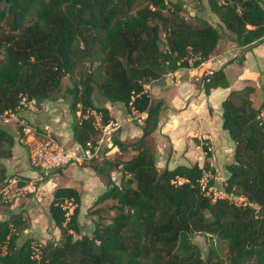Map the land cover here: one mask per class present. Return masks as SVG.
<instances>
[{
  "label": "trees",
  "instance_id": "obj_1",
  "mask_svg": "<svg viewBox=\"0 0 264 264\" xmlns=\"http://www.w3.org/2000/svg\"><path fill=\"white\" fill-rule=\"evenodd\" d=\"M137 1L0 0V115L16 110L24 98L38 106L49 100L87 54L105 69L98 88L110 103L123 104L129 115L131 107L147 113L138 141L126 145L113 140L120 150L134 147L137 154L119 164L120 182L109 180L98 199L114 202L111 222L96 227L92 236L82 234L81 193L58 188L49 215L62 241L42 246L40 264H264V102L255 108L245 95L235 102L237 92L223 102V129L236 146L227 166V197L212 195L213 179L203 183L207 165L159 170L156 152L146 141L158 128L164 107L149 96L146 85L178 68L209 61L224 29L238 47L263 43L264 2L206 0L222 23L214 26L185 20L181 6L165 15L167 0H143L146 5L134 13ZM95 83L88 74L69 90L71 113H81L72 125L79 144L99 135L88 111L101 114L104 125L113 120L108 107L95 105ZM202 84L206 94L229 87L223 70L204 76ZM15 139L0 126V147L7 151L0 158L11 156ZM103 167L95 170L103 172ZM236 198L247 202L237 204ZM20 225V219L0 220V264H37L31 242L18 244ZM195 234L225 243L228 259L204 258L192 242Z\"/></svg>",
  "mask_w": 264,
  "mask_h": 264
},
{
  "label": "rangeland",
  "instance_id": "obj_2",
  "mask_svg": "<svg viewBox=\"0 0 264 264\" xmlns=\"http://www.w3.org/2000/svg\"><path fill=\"white\" fill-rule=\"evenodd\" d=\"M167 2V10L164 12V14L167 16L177 12L181 6L180 16L189 22L195 23L196 25H200L204 21L198 19L197 11H201L205 18L212 19L211 15L209 16V12L205 13L204 11V9L208 7L206 0H167ZM2 5L4 6L5 4L2 3ZM145 5L146 3L143 0H138L134 8V13L137 9L144 7ZM194 10H196L194 14L195 16H193ZM30 22L31 21L29 19L27 24ZM161 37L163 40H165V33L163 31L161 32ZM222 50L225 51V46ZM97 52L98 49L96 47L94 48L93 53L96 54ZM3 58L4 51L2 50L0 52V62ZM102 72L104 73L105 69L102 65H100V61L91 54L85 55L74 73L62 80V86L60 90L54 92L50 99L44 102L50 107L46 111L48 114L47 120L50 129L46 128L44 130L50 132L54 138L68 147L75 144L76 142L68 138L66 133L70 134L72 131V125L81 119L80 112H77L75 117L71 113L70 107L72 95L69 93V90L79 86L81 79L86 77L88 74H93L96 78L93 95L95 105L98 108L108 107L111 109L112 103H110L101 94L98 88V83L103 81L101 78ZM243 95L249 97L253 101L255 108H259L264 102V86L259 93H256L254 89L238 91L233 97L234 101L240 102L241 96ZM151 98L153 97L151 96ZM54 104H57L59 108L55 110L56 106L54 107ZM41 108L42 104L40 106L36 104H27V106L24 107L22 114L30 124L37 127L36 123L34 122L33 115L39 114ZM92 111L96 112L91 110V113H87V116H90L92 119H94L93 115H91ZM114 114L115 118L113 121L123 123V126L113 136V140L117 139L121 141V135L125 128H127V124L132 125L133 127H142V125L136 121L127 123L129 110L123 104H116ZM0 126L8 129V131L16 137L15 145L11 151V156L8 158H0V188L6 184L10 178L13 177L24 178L28 182H32L34 186L37 187L35 192H29L17 201L3 202L0 199V220H21V225L18 231L19 246L27 241H30L33 247L39 249L40 246H45L48 242L60 243L62 241L61 231L54 225L49 215V206L53 200V191L55 185L51 184L50 186L45 187V184L56 173L62 174V171L71 165L62 168L57 172L51 173L48 176H43L42 179H35L36 176H39V174H33L35 172V168L30 163L28 149L18 141V137L21 133L18 131L15 123L0 122ZM58 126L62 128V131H64L65 135L59 134L55 131V128ZM37 128L41 130L40 127ZM137 140H139V138L134 133L131 135L130 139L121 142L126 145H130ZM201 142L203 143L202 149L203 147L204 149L206 147V152L203 149V153L200 155H192L190 162H196L197 164H200L201 167H205L207 165L208 169L203 179V183L206 185L211 179H213L215 184L210 188L212 195L214 197H227L228 195L225 193V187L229 177L227 166L234 161V157L232 153L226 158L216 156L214 144H212V142L208 140H202ZM230 142L234 145V147H236L235 143L231 139ZM147 143L151 145L156 152V162L159 170L183 161L182 157L177 158L176 161L173 160L174 149L172 145L169 148H165L164 153L161 155L157 150L156 143L152 136L147 139ZM114 147L116 149H114L113 153H104L100 159L78 165L73 164L74 166H77V171L74 175L70 176V179L75 181L76 185L80 187L81 199L82 197H85L87 200L84 204L85 209H82V206L84 205L81 201L79 222L82 228V234L92 236L96 227L101 224L111 222V219L116 214V211L113 210V201L98 202L97 200L107 190V184L109 180H112V182L116 183L120 182L122 177V167H119V164L124 162V160L127 159L132 154V152H134L135 148L127 147L125 150H119L118 147ZM105 150H108V148ZM0 152L7 153L4 146L0 147ZM181 152L186 153V150L182 149ZM207 152L211 154L210 157L208 156ZM98 166H104L103 172H98L95 170V168ZM230 199L232 201L234 200L233 197H230ZM66 204L67 206H70L69 203ZM192 242L200 248L204 258L211 257L212 259H216V257H219L223 260H227L230 255L226 244L218 241L216 238H212L203 234H195L192 237ZM36 252H38V250Z\"/></svg>",
  "mask_w": 264,
  "mask_h": 264
},
{
  "label": "crops",
  "instance_id": "obj_3",
  "mask_svg": "<svg viewBox=\"0 0 264 264\" xmlns=\"http://www.w3.org/2000/svg\"><path fill=\"white\" fill-rule=\"evenodd\" d=\"M262 1L264 2V0ZM195 11L193 16H195ZM204 11L205 13L209 12L212 19L205 18L201 11H197L198 19L207 21L214 26L222 24L220 19L208 7ZM222 33L218 47L208 62L198 68L181 67L151 81L150 93L152 99L163 101L164 107L160 113L158 128L149 137L154 138L157 150L161 155L164 153L165 148L172 145L174 149L173 160L176 161L179 157L183 158L182 162L170 165L168 167L170 169L179 165L192 166L197 164L196 162L191 163L190 158L192 155L203 153L202 140H208L214 144L216 156L226 158L232 153L234 157L235 147L230 142L231 138L228 131L223 129V102L230 97L232 92L242 91L249 87L259 93L264 86V42L247 49L238 47L234 42V35L228 30L224 29ZM224 46L225 51L222 50ZM209 69H213V72L223 70L229 82V87L213 89L209 94H206L202 78ZM55 106V110L59 108L57 104H54ZM49 108L47 103H43L40 113L33 115L34 122L37 127L41 128V131H45L46 128L50 129L46 112ZM115 108L116 104H112L110 109L112 119L115 118ZM127 123L131 122L127 121ZM140 125L143 126V124ZM126 126L127 128L121 135L122 142L130 139L134 133L139 139L142 137V127H133L129 124ZM55 131L65 135L60 126L56 127ZM66 135L74 140L73 130L70 134L66 133ZM24 146L29 152V148L26 145ZM114 149L116 148L113 145L112 148L104 150V153H113ZM182 149L186 150V153H182ZM204 151L206 152L205 149ZM136 154L137 151L134 150L124 162L130 160ZM119 167H122V165ZM76 171L77 166L71 165L63 170L62 174L56 173L51 177L46 182L45 187L51 184L55 185L53 195L58 188L66 187L74 188L80 192V187L70 179V176L74 175ZM37 173L35 169L33 174L36 175ZM85 201H87L86 198L82 197L83 205L86 203ZM82 209H85V205L82 206Z\"/></svg>",
  "mask_w": 264,
  "mask_h": 264
},
{
  "label": "built area",
  "instance_id": "obj_4",
  "mask_svg": "<svg viewBox=\"0 0 264 264\" xmlns=\"http://www.w3.org/2000/svg\"><path fill=\"white\" fill-rule=\"evenodd\" d=\"M213 70L209 69L204 76H211ZM209 81V79H208ZM151 82L146 85L147 92L150 94ZM27 104H36L35 101H27L25 98L14 111H8L0 115V122H14L18 131L21 133L18 141L29 148V159L31 165L37 170L35 179H42L52 172L68 167L73 164H82L100 159L106 148L113 147V136L122 128L123 123L110 121L104 125L102 115L93 112V125L99 132L96 139L88 140L85 144L75 143L71 146L63 145L59 140L54 138L47 130L41 131L34 125L30 124L24 115V107ZM132 106V105H131ZM91 113V110L88 111ZM147 117L146 112H139L131 107V113L127 121H136L143 124ZM34 182V181H33ZM37 187L32 182H28L24 178H10L6 184L0 188V199L3 202L17 201L29 192H35ZM245 198L235 199L237 204H246ZM32 259L40 264L42 256V246L39 249L33 247ZM38 250V252H36Z\"/></svg>",
  "mask_w": 264,
  "mask_h": 264
}]
</instances>
